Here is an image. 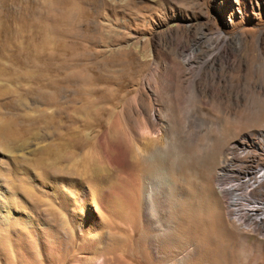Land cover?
Returning a JSON list of instances; mask_svg holds the SVG:
<instances>
[{
    "label": "rangeland",
    "instance_id": "374dc122",
    "mask_svg": "<svg viewBox=\"0 0 264 264\" xmlns=\"http://www.w3.org/2000/svg\"><path fill=\"white\" fill-rule=\"evenodd\" d=\"M8 1L0 98L24 93L29 135L0 144V264L21 231L55 247L40 197L75 223L53 264L86 263L112 235L150 264H209L189 232V214L209 209L229 235L224 255L264 264V0ZM150 186L168 212L160 234L145 223Z\"/></svg>",
    "mask_w": 264,
    "mask_h": 264
},
{
    "label": "bare ground",
    "instance_id": "6f19581e",
    "mask_svg": "<svg viewBox=\"0 0 264 264\" xmlns=\"http://www.w3.org/2000/svg\"><path fill=\"white\" fill-rule=\"evenodd\" d=\"M19 1H20L19 2L20 10L24 11L26 8L27 1L26 0H19ZM0 13H2L1 15L7 18L9 25L12 26L16 18V9L14 8V5L11 4L8 0L6 1L0 0ZM3 16L2 18H4ZM4 40H5V43H4L5 48L11 49L12 48L11 45L13 44V36L11 34H7L6 37H4ZM13 58L16 61V57L14 53H13ZM21 94L17 92L16 94L12 96L10 100H4L0 98V115L4 114L5 111L3 112V110H6V109L8 110L9 113H11L10 114L11 116L9 117L8 122L4 126L3 125L0 126V127L3 126L2 128H0V144L1 146H3L2 148L5 149L6 151L12 150L11 148L13 147L27 144L29 129L26 123H23L20 121V116L24 117L22 116V114H24L25 109L27 108L26 107L27 100L24 98V96H22L24 93L22 95ZM16 111L17 112L19 111L22 114L18 112V114H21L18 117V114L15 115L13 113ZM2 117L3 116H1V118ZM70 121H71V124L75 123V118L71 116ZM1 123L2 122H0V124ZM42 149L44 150V147ZM226 163L228 164V162ZM225 167H227V165ZM225 167L222 169H225ZM260 172H261L260 176H263L264 178V170ZM223 178L225 179L223 174H221L219 176L220 184L223 183L224 181ZM153 189H154V186L151 187V190L147 193V198H146L147 206L145 209V216H146L145 223L153 231V233L160 234L166 231L167 229H169L167 224H165V222L163 221L164 218L167 217L168 212H166L165 210L159 209L157 200L155 199L156 196H154L155 193L153 194V192H155ZM230 200H231V205L235 206V203H236L235 195H231ZM37 201H38L37 204L40 207V211L38 213H40L42 216H45L50 221H52L51 227L53 229L52 228L51 229L54 231V237H53L52 242L56 243L54 245L55 247L53 246L47 247V245L43 243L42 241L39 242V244L35 242V239L37 240L39 239V237H41L40 231H38L39 237L37 236L36 233L31 232L27 234L26 238H23L25 234L21 231L19 233L20 238H18L17 240L13 242L14 246L13 244H10V250L9 249L6 250V253H8L10 264H41L42 261H47L49 262L48 264H53L52 261H50V258H52V256H55L56 254H58V252L62 250L63 247L72 246L71 242H72L73 230L75 228L73 224L75 223L71 224L72 222L70 223L68 221V219L62 213L61 209L56 208L50 201H47L46 199L42 197H40ZM262 203L264 204V202ZM43 204H47L48 207L43 209L42 208L44 206ZM65 206H66L65 203H62V205H60L62 209L65 208ZM11 209H12L11 206H9L3 213L1 212V214H3L1 218L7 217V214ZM242 215L243 214L241 210H238V208L236 207L235 215H234L235 218H237L238 220L239 218H241ZM30 221H32V219H30ZM189 225H190L189 232L192 235L196 236L197 240L201 244L204 255L206 256V258L208 257L207 261L209 262V264H234L233 259L230 256L226 257L227 254H226L225 246H224V249H225L226 256L224 255V250L222 251L221 246H223L222 242L226 234L224 235L225 231H223L224 226H223V221H222V217H221L219 210L217 211V209H209L207 210V212L205 211L201 213L191 212V214H189ZM15 229L16 231L18 230L17 228ZM228 236L227 237L225 236V237L228 238ZM117 239H118L117 237L115 238L112 235V238H110L107 242H103L101 246L96 248L95 251L92 250L95 253V257H92V258L87 257L88 259H86V263H83V264H150L151 259L149 258L148 253L145 250L140 249V246L137 243L126 244V243H123L122 241L120 242ZM230 240L232 239L230 238L229 242ZM14 247L16 248L18 247V249L21 248V251H19L20 252L19 254L12 253L14 252L13 250H15L13 249ZM66 251L67 249L64 251L63 256L61 257L62 261L67 260V258H65ZM153 251L156 255H158L159 247L157 245L153 246ZM139 253L141 254V256L138 255ZM41 255H43L44 257L43 259L41 258Z\"/></svg>",
    "mask_w": 264,
    "mask_h": 264
}]
</instances>
